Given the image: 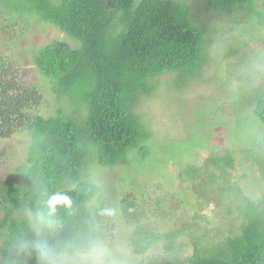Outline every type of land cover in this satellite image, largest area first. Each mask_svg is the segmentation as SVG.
<instances>
[{"label": "trees", "instance_id": "16d2710c", "mask_svg": "<svg viewBox=\"0 0 264 264\" xmlns=\"http://www.w3.org/2000/svg\"><path fill=\"white\" fill-rule=\"evenodd\" d=\"M202 2L226 10L235 21L233 47L248 51L250 36L264 41V4ZM0 11L3 30L19 25L11 34L17 40L32 20L72 40L52 38L31 51L36 77L45 76L59 99L48 114L40 113L43 84L26 78L20 60L0 53V140L27 136L22 160L0 180V264H41L38 241L57 256L92 254L113 243L116 223L97 185L81 177L83 167L91 156L100 166H112L125 162L130 150L137 157L148 154L149 129L133 103L138 94L151 93L155 77L169 72L182 77L202 68L209 50L206 31L185 0H0ZM239 59L241 93L233 97L264 123V69L256 67L258 61ZM242 154L257 170L260 195L234 179L235 153L225 148L204 159L208 168L202 177L214 178L219 195L207 178L194 182L203 195L191 204H202L204 211L194 212L183 226L159 231L156 222L141 221L140 205L123 195L120 211L130 227L125 247L141 256L135 264H264V137ZM217 164L220 178L212 171ZM57 194L71 203H59L49 214L47 201ZM160 200H151L155 213Z\"/></svg>", "mask_w": 264, "mask_h": 264}, {"label": "rangeland", "instance_id": "374dc122", "mask_svg": "<svg viewBox=\"0 0 264 264\" xmlns=\"http://www.w3.org/2000/svg\"><path fill=\"white\" fill-rule=\"evenodd\" d=\"M255 1L259 6L264 4V0ZM185 2L195 13L196 22L206 31L209 44L206 61L198 71L182 77L178 72L155 77L151 93L137 95L134 110L149 129V152L146 156L137 157L135 150H130L125 162L112 166H100L93 156L88 158L81 177L93 181L104 203L109 204L115 218L116 238L113 243L96 248L92 254L61 253L57 256L59 264H108L110 260L119 264H135L141 256L130 254L125 247L124 239L130 227L120 211L123 195L128 194L140 205L144 217L140 220L156 222L159 231L183 226L194 212L204 211L202 204H191L196 200L195 195H203L194 182L207 178L212 185L210 189L219 195V188L213 184L214 178L211 175L202 177L208 168L204 167V159L223 153L225 148L235 153L234 179L246 184L247 191L254 197L260 195L257 170L242 150L254 139L264 137V123L249 106L243 107L241 98L237 101L233 96L241 93L238 87L242 81L237 77L240 57H247L246 62H250L248 58L251 62L258 61L256 67L264 69V57L259 54L264 51V41L250 36L248 51L236 45L233 47L232 40L236 35L232 33V24L235 25V21L228 18L226 10L208 8L202 0ZM3 22L0 21V53L20 60L28 80L39 79L37 82L43 84L45 95L40 113L52 112L59 99L49 89L45 76L39 74L36 77L31 51L52 38L72 40L54 26L36 20L28 24L21 40H17L11 34L17 32L19 25L5 31L1 28ZM253 79L259 82L261 77L254 76ZM26 143L24 133L0 140V180L22 160ZM191 169H197L196 173L193 174ZM212 171L219 178L222 176L218 164ZM153 198L161 199L156 213L152 207Z\"/></svg>", "mask_w": 264, "mask_h": 264}, {"label": "clouds", "instance_id": "9594fccd", "mask_svg": "<svg viewBox=\"0 0 264 264\" xmlns=\"http://www.w3.org/2000/svg\"><path fill=\"white\" fill-rule=\"evenodd\" d=\"M59 203L70 204L71 201L68 200L67 197L59 194L50 197L47 201L49 214L54 211L55 206ZM38 218L41 222H44L43 217L40 214H38ZM35 248L39 253L41 264H59L56 252L49 247L46 242H36Z\"/></svg>", "mask_w": 264, "mask_h": 264}]
</instances>
